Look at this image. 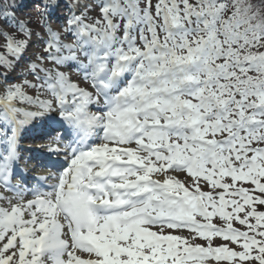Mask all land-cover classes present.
I'll use <instances>...</instances> for the list:
<instances>
[{
    "label": "snow or ice",
    "instance_id": "6c2138e0",
    "mask_svg": "<svg viewBox=\"0 0 264 264\" xmlns=\"http://www.w3.org/2000/svg\"><path fill=\"white\" fill-rule=\"evenodd\" d=\"M20 7L0 76L44 47L0 85V264H264V0ZM29 125L55 171L13 184Z\"/></svg>",
    "mask_w": 264,
    "mask_h": 264
},
{
    "label": "rangeland",
    "instance_id": "374dc122",
    "mask_svg": "<svg viewBox=\"0 0 264 264\" xmlns=\"http://www.w3.org/2000/svg\"><path fill=\"white\" fill-rule=\"evenodd\" d=\"M65 7V6H63ZM34 8V6H31L29 8H27L28 10ZM67 9V8H66ZM68 10H65V13H67ZM91 16H96L97 13L96 12H92L90 13ZM54 19H52V21H50L52 23V26L55 28L58 26V24L60 23V21L58 22H53ZM33 40H36V37H33ZM43 44H33L31 47H29V49L27 50L26 53H24V59H25V65L24 67H17L15 71H12V75L8 74L9 77H11V79L5 81L3 76H0V85L4 84V83H16L19 82L20 80H22L24 77L22 76V72L28 67L29 64V58L32 60H35V55L34 53H38L41 52L43 50ZM29 80L33 79L31 76L27 77ZM180 178L183 180L185 179V177L183 175L180 176Z\"/></svg>",
    "mask_w": 264,
    "mask_h": 264
},
{
    "label": "trees",
    "instance_id": "16d2710c",
    "mask_svg": "<svg viewBox=\"0 0 264 264\" xmlns=\"http://www.w3.org/2000/svg\"><path fill=\"white\" fill-rule=\"evenodd\" d=\"M16 3H17V5H21V0H16ZM33 13V12H32ZM16 15L18 16V17H20V15H19V12L17 11L16 12ZM29 16H32V15H29ZM21 19H28V18H22V17H20ZM4 70V68H2V67H0V70Z\"/></svg>",
    "mask_w": 264,
    "mask_h": 264
},
{
    "label": "bare ground",
    "instance_id": "6f19581e",
    "mask_svg": "<svg viewBox=\"0 0 264 264\" xmlns=\"http://www.w3.org/2000/svg\"><path fill=\"white\" fill-rule=\"evenodd\" d=\"M22 5V4H21Z\"/></svg>",
    "mask_w": 264,
    "mask_h": 264
}]
</instances>
